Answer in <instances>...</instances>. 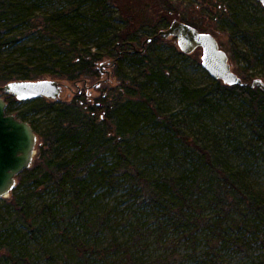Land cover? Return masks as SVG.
<instances>
[{
    "label": "trees",
    "instance_id": "1",
    "mask_svg": "<svg viewBox=\"0 0 264 264\" xmlns=\"http://www.w3.org/2000/svg\"><path fill=\"white\" fill-rule=\"evenodd\" d=\"M46 1L0 0V86L15 80L52 78L75 83L94 78L100 74L97 66L105 57L109 59L103 61L116 60L121 85L94 102L82 93L69 101H20L28 105L20 112L12 108L17 99L6 95L7 114L29 122L39 143L33 165L18 176L11 197L1 199L0 264H34L24 230L42 244L54 224L70 243L63 261L57 264H93L94 248L71 236L68 221L83 220L87 227L96 229L88 214L100 192L108 194L123 186L130 187L134 199L142 196L152 211L168 210L179 241L191 245V254L177 255L178 248L173 249L164 264L191 262L199 254L195 244L201 235L207 243L203 256L210 264H221L227 250L247 254L256 247L262 249L258 257L264 264V189L254 186L244 170L221 160L217 144L206 146L193 141L182 123L174 121V115L168 114L160 100L171 86L175 66L162 57L154 61L148 52L134 49L145 36L136 33L149 29L156 34L149 45L152 49L158 37L162 39L161 25L168 28L171 17L130 33L120 10L116 17H108L117 0H70L67 7L55 9L45 8ZM173 17L208 32L193 10H180ZM235 25L249 49L241 50L233 37L232 59L247 63L239 70L246 85H226L210 76L207 86L184 85L181 94L202 110L200 113L209 115L219 112L222 102L240 100L247 106L244 122L264 145V91L250 87L256 80L250 69L264 60L259 52L263 42L257 30ZM30 31L47 40L18 47V57L7 53ZM126 63L137 68V75L127 73ZM42 114L49 120L39 128L29 119L30 115ZM145 127L161 130L168 160L182 166L181 173L157 177L146 174L142 160L150 151L140 145ZM199 163L203 171L195 170ZM35 198L41 200L38 206ZM206 206L216 207L213 217L204 216ZM114 247L130 253L121 243L115 242ZM49 258L55 260L53 255Z\"/></svg>",
    "mask_w": 264,
    "mask_h": 264
},
{
    "label": "rangeland",
    "instance_id": "2",
    "mask_svg": "<svg viewBox=\"0 0 264 264\" xmlns=\"http://www.w3.org/2000/svg\"><path fill=\"white\" fill-rule=\"evenodd\" d=\"M69 1L48 0L44 7L48 9L67 7ZM123 5L131 7L125 9ZM119 10L129 23L127 29L130 33L138 31L143 26L152 27V23H159L162 21L161 18L166 16L174 21L173 16L180 10L195 11L199 21L209 33L216 36L220 46L227 51L233 71L239 76V70L247 67V63L232 59L233 37L241 50L249 51V49L239 38L235 24H238L239 28L257 30L260 33L263 47L259 52L264 55V7L257 0H117L108 17H116ZM145 17L149 19L145 22L139 21ZM162 29L166 28L161 25L160 30ZM150 31L145 33L141 30L136 33L145 36L134 45V49L142 51L143 43L148 38H152L151 42L145 44L144 52H148L154 61L162 57L165 63L175 66V72L171 76V86L162 94L160 100L168 114L174 115L175 122L182 123V127L193 141L206 146L217 144L220 147L221 160L234 168L244 170L254 186L264 189V145L244 122L247 106L238 99H232L228 103L222 102L220 111L213 115L200 113L202 110L190 100H186L181 94V89L184 85L194 88L204 87L210 83L211 77L202 67V51L197 50L191 55H180L177 53L181 51L176 39L159 37V41L150 49L149 45L156 35ZM39 35L30 31L18 46L7 53L18 57V47H31L47 40V37L40 38ZM108 59L109 57L103 58V60ZM102 61L97 66L99 69ZM124 66L128 74L137 75L136 67L128 63ZM250 73L255 75L256 79L264 81V60L253 66ZM62 82L67 86L64 92V99L67 101L82 93L88 95L89 100L94 102L103 94L109 93L110 89L118 90L121 85L115 67L103 68V73L100 71V74L94 78L88 77L75 83ZM2 97L5 99L6 94ZM27 106L18 100L12 103V108L18 112ZM29 120L35 121L39 128H44L49 117L43 114L30 115ZM161 133V130L145 127L140 139L141 147L150 151L148 157L142 160V168L150 177L178 175L183 171L182 166L168 160V148L164 146ZM195 170L203 171L202 165L199 163ZM1 199L0 206L3 205ZM40 201L35 198V206H38ZM166 211L168 210L152 211L142 196L134 199L130 187L123 186L108 194L100 192L99 199L88 214L89 221L95 223L96 229L87 227L83 220L74 219L68 223H70L71 236L83 240L94 248L96 255L92 256L93 264H164V259L171 255L173 249L178 248L177 255L191 254V245L184 246L179 241V236L174 230V220ZM216 211V207L206 206L203 209L207 218L213 217ZM51 231V235L48 237L47 234L44 238L46 240L41 244L24 230L25 240L34 257V264H57L56 261H63L64 253L70 243L61 237L57 224L53 225ZM115 242L129 248L130 253L126 254L116 249ZM171 245L173 247H169ZM195 245L199 254L187 264H210L211 261L205 260L203 256L207 246L203 235ZM50 255L55 257L54 261H51ZM259 255H262L260 247L247 254L227 250L223 253L221 264H261ZM73 260L76 261V258Z\"/></svg>",
    "mask_w": 264,
    "mask_h": 264
},
{
    "label": "water",
    "instance_id": "3",
    "mask_svg": "<svg viewBox=\"0 0 264 264\" xmlns=\"http://www.w3.org/2000/svg\"><path fill=\"white\" fill-rule=\"evenodd\" d=\"M264 7V0H258ZM162 38H176L180 51L191 55L202 51V67L215 80L226 85H246L241 77L233 71L230 57L216 38L209 32H201L196 27L174 20L166 29L159 32ZM148 38L144 43L151 42ZM136 52L138 51L135 48ZM116 60L104 61L103 68H114ZM63 80H15L0 86V198L10 197L18 183V176L33 165L37 155L39 137L29 122L22 121L13 114H7V101L3 94L11 95L18 101H32L45 98L50 101H63L65 88ZM251 88L259 87L264 91V81L256 79Z\"/></svg>",
    "mask_w": 264,
    "mask_h": 264
},
{
    "label": "flooded vegetation",
    "instance_id": "4",
    "mask_svg": "<svg viewBox=\"0 0 264 264\" xmlns=\"http://www.w3.org/2000/svg\"><path fill=\"white\" fill-rule=\"evenodd\" d=\"M257 1H258V0H257ZM262 6H263V5H262ZM101 73H102V71H101ZM100 86H101V85H100ZM100 86H99V87H100Z\"/></svg>",
    "mask_w": 264,
    "mask_h": 264
}]
</instances>
